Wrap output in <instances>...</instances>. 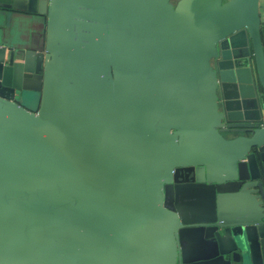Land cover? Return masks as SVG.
I'll return each instance as SVG.
<instances>
[{"label": "water", "instance_id": "obj_1", "mask_svg": "<svg viewBox=\"0 0 264 264\" xmlns=\"http://www.w3.org/2000/svg\"><path fill=\"white\" fill-rule=\"evenodd\" d=\"M256 80L260 0H0V264H264Z\"/></svg>", "mask_w": 264, "mask_h": 264}, {"label": "crops", "instance_id": "obj_2", "mask_svg": "<svg viewBox=\"0 0 264 264\" xmlns=\"http://www.w3.org/2000/svg\"><path fill=\"white\" fill-rule=\"evenodd\" d=\"M260 6H261V0H260ZM262 19V17H261ZM19 32L25 31L28 28V24L26 21L17 19L15 26L13 27ZM23 33V32H22Z\"/></svg>", "mask_w": 264, "mask_h": 264}, {"label": "flooded vegetation", "instance_id": "obj_3", "mask_svg": "<svg viewBox=\"0 0 264 264\" xmlns=\"http://www.w3.org/2000/svg\"><path fill=\"white\" fill-rule=\"evenodd\" d=\"M262 22H264V20L261 19V24ZM261 30H262V41H264V29L261 28ZM252 67H253V62H252ZM256 86H257V90L259 92L260 98L262 100L261 102H264V91H262L258 80H256Z\"/></svg>", "mask_w": 264, "mask_h": 264}, {"label": "rangeland", "instance_id": "obj_4", "mask_svg": "<svg viewBox=\"0 0 264 264\" xmlns=\"http://www.w3.org/2000/svg\"><path fill=\"white\" fill-rule=\"evenodd\" d=\"M260 14H261L262 20H264V0H261ZM261 28L264 29V22H262ZM13 31L18 32L16 29H13ZM261 32H262V30H261ZM30 106L32 107V105H30Z\"/></svg>", "mask_w": 264, "mask_h": 264}]
</instances>
